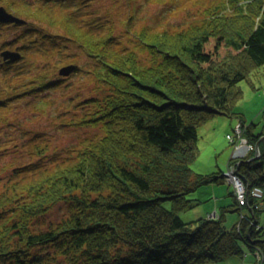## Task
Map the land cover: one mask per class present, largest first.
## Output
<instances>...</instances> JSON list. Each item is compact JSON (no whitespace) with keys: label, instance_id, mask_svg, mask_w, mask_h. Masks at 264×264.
Wrapping results in <instances>:
<instances>
[{"label":"trees","instance_id":"16d2710c","mask_svg":"<svg viewBox=\"0 0 264 264\" xmlns=\"http://www.w3.org/2000/svg\"><path fill=\"white\" fill-rule=\"evenodd\" d=\"M102 1L0 0L22 20L0 22V264H216L246 246L264 257V126L237 110L239 83L264 67V0L146 1L195 6L199 18L177 25L139 22L134 0H114L119 16ZM77 76L94 94L70 96ZM214 115L240 117L260 143L229 165L263 197L241 205L233 193L218 217L186 221L198 191L225 181L192 167ZM42 117L55 133L34 126ZM244 207L228 227L225 213Z\"/></svg>","mask_w":264,"mask_h":264},{"label":"rangeland","instance_id":"374dc122","mask_svg":"<svg viewBox=\"0 0 264 264\" xmlns=\"http://www.w3.org/2000/svg\"><path fill=\"white\" fill-rule=\"evenodd\" d=\"M137 3L139 8L137 16L141 19L139 22L146 21L147 23H154L156 16H163L167 20V23L171 25L177 24H188L194 19L199 18V13L196 12V7L190 5L187 9L181 12H176L172 14L169 3L167 4H150L146 2L147 0H134ZM116 1L114 0H104L100 3V8L111 7L113 15L119 16L117 12L120 10V6H116ZM114 4V5H113ZM125 9V5L122 7L121 11ZM258 74H253L251 80H244L239 83L238 88L242 89L244 92L243 98L237 104V110L243 114V119L246 123L251 124L255 122L256 124H264V67L258 70ZM86 76H77L72 82H74V87L70 92V96H73L82 92L84 96L94 94L86 84H90L88 80L85 79ZM86 81V83H85ZM71 82V83H72ZM88 82V83H87ZM255 84V87L252 85ZM61 92H56V98H60ZM258 95V96H257ZM257 96V97H256ZM240 117H228L224 115H214L209 119L208 122L202 124L199 127V154L196 160L193 162L192 167L196 172L207 173L213 170H227L229 166V161L232 158L234 146L229 139V135L236 136V127L240 122ZM42 121L46 120V117H42ZM235 123V124H234ZM31 126L32 124L29 123ZM49 130L50 132L55 133L53 125H50L48 120L44 123L37 122L34 126ZM260 130V129H259ZM258 130V131H259ZM257 131V132H258ZM86 130H67L59 131L56 133L58 137L56 139V144L66 147L73 145L77 142V139L82 135ZM15 155L10 156L13 159ZM16 157V156H15ZM10 158L6 159L9 161ZM4 162H1L0 165H3ZM234 185L229 182H224L219 186H204L197 193L198 196H202L204 199H209L201 203L198 207L190 209L187 211L181 212V216L186 220H192L199 218L201 216H209L215 211L219 215L221 210H224V207L230 204H233L234 198L231 193H234ZM226 208V207H225ZM63 206L58 207L51 213L47 219L52 222H57L61 220L65 213H63ZM247 212V207H244L240 211L232 212L228 211L225 213V224L228 227H232L241 217V214ZM260 223L264 226V212L260 213ZM216 264H264L258 261V256L256 252L250 250L249 247H245V253L243 255H237L228 257L224 260L217 262Z\"/></svg>","mask_w":264,"mask_h":264},{"label":"built area","instance_id":"2783aa9c","mask_svg":"<svg viewBox=\"0 0 264 264\" xmlns=\"http://www.w3.org/2000/svg\"><path fill=\"white\" fill-rule=\"evenodd\" d=\"M229 139L234 146L232 158L244 159L248 157L253 150L257 155H259L256 145L254 146L250 144L248 139L245 137L244 126L242 123L238 124L236 127V136L229 135ZM224 177L227 182L234 185L235 196L241 205L247 204L250 197L255 199H261L263 197L262 189L257 186L250 187L237 173L235 165L228 166V169L224 171ZM216 216L217 214L213 215L212 217L215 218ZM255 252L258 256V261L262 262V252L260 250H256Z\"/></svg>","mask_w":264,"mask_h":264},{"label":"water","instance_id":"95a60500","mask_svg":"<svg viewBox=\"0 0 264 264\" xmlns=\"http://www.w3.org/2000/svg\"><path fill=\"white\" fill-rule=\"evenodd\" d=\"M0 22H3V23H13V22H22L21 19H18L16 17H14V15L10 14L6 8L4 7H0ZM8 56L12 59V60H15L17 59V54H8ZM264 138V137H263ZM259 144L258 143L256 145V148H257V152L259 151Z\"/></svg>","mask_w":264,"mask_h":264},{"label":"crops","instance_id":"0c3cea01","mask_svg":"<svg viewBox=\"0 0 264 264\" xmlns=\"http://www.w3.org/2000/svg\"><path fill=\"white\" fill-rule=\"evenodd\" d=\"M258 96V95H257ZM256 96V97H257ZM241 122H239V124H240ZM246 123V122H245ZM253 123H255V122H253ZM235 124V123H234ZM256 124V123H255ZM246 125H249L248 123H246ZM257 125H258V128L256 129V131H258L259 129H261L263 126H264V124L263 123H261V124H258L257 123ZM238 126V125H237ZM218 171H223V170H213V171H211V172H207V173H213V172H218ZM225 171V170H224ZM224 182H226V181H224ZM224 182H222V183H224ZM222 183H220V184H222ZM220 184H212V185H210V186H219ZM199 192V191H198ZM231 195L233 196V193H231ZM196 197L197 198H199L200 200H201V203H203V202H205V201H208L209 199H211V198H208V199H204L202 196H198V195H196ZM234 197V196H233ZM200 205V204H199ZM198 205V206H199ZM197 206V207H198ZM196 208V207H195ZM247 211H248V208H247ZM215 214H217V212L215 211L214 213H212L211 215H209V216H213V215H215ZM218 215V214H217ZM201 217H207V216H201ZM218 217V216H217ZM195 219V218H194ZM260 219V218H259ZM259 224L261 225V226H263L261 223H260V221H259Z\"/></svg>","mask_w":264,"mask_h":264},{"label":"bare ground","instance_id":"6f19581e","mask_svg":"<svg viewBox=\"0 0 264 264\" xmlns=\"http://www.w3.org/2000/svg\"><path fill=\"white\" fill-rule=\"evenodd\" d=\"M262 256H263V254H262ZM264 262V257H263V261L262 262H260V263H263Z\"/></svg>","mask_w":264,"mask_h":264}]
</instances>
